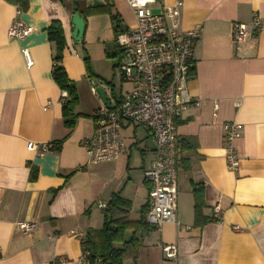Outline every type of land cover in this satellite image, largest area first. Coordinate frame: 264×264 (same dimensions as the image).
I'll return each instance as SVG.
<instances>
[{
	"label": "crops",
	"instance_id": "0c3cea01",
	"mask_svg": "<svg viewBox=\"0 0 264 264\" xmlns=\"http://www.w3.org/2000/svg\"><path fill=\"white\" fill-rule=\"evenodd\" d=\"M160 2L177 4L180 29L197 24L202 28L187 84L199 104H187L176 119L177 223L137 230L136 257L128 249L122 264H264V29L255 33L248 28L246 40L238 46L232 39V23L248 24L254 16H264V0ZM75 3L85 17L79 41L72 38L73 0H27V8H19V13L16 4L0 0V264H90L80 240L85 232L102 227L103 209L98 204L119 194L130 203L127 218L132 221L139 219L146 204L149 186L143 170L151 166L154 149L147 128L124 122L126 152L113 161L90 162L81 143L92 134V113L103 104L91 88H105L112 105L129 88L116 70L120 89L113 93L108 83L111 69L99 67L100 57L109 59L111 52L104 47L99 53L101 41L91 38L90 21H109L111 32L109 15L101 8L108 4L129 27L134 24L131 9L125 0ZM15 20L32 31L22 39L9 36ZM55 20L65 37L61 65L78 96L72 112L81 115L70 128L62 116L67 97H60L62 90L51 75L55 51L45 30ZM106 40L110 35L103 34L102 43ZM91 45H96L95 51ZM23 49L30 55V65ZM225 121L242 125L234 144L236 170L228 169L225 159ZM61 139L58 151L49 149L41 156L27 148L28 142ZM32 169L35 177L30 179ZM199 186L201 220H207L201 225L194 198ZM215 205L219 221L212 220ZM23 223L34 227L25 231ZM132 233L126 230L125 239ZM166 244L176 246L174 257L164 255L161 246Z\"/></svg>",
	"mask_w": 264,
	"mask_h": 264
},
{
	"label": "built area",
	"instance_id": "2783aa9c",
	"mask_svg": "<svg viewBox=\"0 0 264 264\" xmlns=\"http://www.w3.org/2000/svg\"><path fill=\"white\" fill-rule=\"evenodd\" d=\"M125 2L131 9L134 24L116 36V44L120 48L116 66L129 88L113 105L110 100V108L102 104L94 110L93 132L81 143L90 162L113 161L126 152L121 133L124 122L150 131L154 149L151 166L143 170V178L149 186L145 220L159 228L166 222L177 223V152L180 139L176 132V119L187 104H199L198 100L191 98L187 84L194 70L193 50L202 28L197 24L188 30L180 29L177 4L166 6L160 0ZM152 5L158 6L160 11L153 12ZM248 28L255 33L263 30L264 16L256 15L248 24L232 23V39L236 46L246 40ZM31 31V26L15 20L7 33L22 39ZM22 53L30 65L28 51L23 49ZM91 90L95 92V87ZM60 97H67V92L62 90ZM241 128L240 123L233 121H225L222 125L225 159L230 170H236L239 165L234 144L241 135ZM50 147L51 143L47 142L27 143V148L39 156ZM98 206L107 208L106 203ZM214 217H220L218 205L214 206ZM21 227L28 231L34 224L23 223ZM234 229L240 228L234 226ZM161 249L168 258L176 254L174 244L162 245Z\"/></svg>",
	"mask_w": 264,
	"mask_h": 264
},
{
	"label": "trees",
	"instance_id": "16d2710c",
	"mask_svg": "<svg viewBox=\"0 0 264 264\" xmlns=\"http://www.w3.org/2000/svg\"><path fill=\"white\" fill-rule=\"evenodd\" d=\"M13 4H16L18 8L25 10L27 8V0H9ZM74 2V10L78 11V7ZM102 13H107L110 18L111 28L113 32V41L115 44V50L120 51V48L116 44V36L125 31L127 26L122 22L119 14L111 11L110 6H101ZM80 13V12H79ZM84 20L83 13L80 14ZM47 39L54 46V56L51 75L54 82L61 90L67 92V98L62 103V116L63 123L66 127L73 126L75 118L81 116L79 114H73V107L78 102L77 91L75 85L69 80L67 74L61 65V59L63 55V49L65 47V37L61 24L58 20L52 21L46 28ZM84 63L87 71L90 73L89 58H84ZM63 139L57 140L51 143V150H59L61 148ZM30 179L35 177V171L32 169ZM195 198V217L198 224H203L207 220H201L200 214V196L201 187L194 188ZM107 208L103 209V225L100 229L90 230L86 232L85 236L80 240L81 250L83 255L90 264H122L125 257V253L128 249H132L133 258L136 257L137 249L139 246V238L136 235L137 230L148 231L154 227L148 224L145 220V205L141 207L140 217L136 221L129 220L127 218V210L129 208V201L122 198L119 194H113L106 204ZM88 210L86 211V213ZM213 221H219V218L213 217ZM132 229L133 233L125 239L124 234L126 230ZM120 242L121 247H115L113 244Z\"/></svg>",
	"mask_w": 264,
	"mask_h": 264
},
{
	"label": "rangeland",
	"instance_id": "374dc122",
	"mask_svg": "<svg viewBox=\"0 0 264 264\" xmlns=\"http://www.w3.org/2000/svg\"><path fill=\"white\" fill-rule=\"evenodd\" d=\"M151 7H152L153 12H156V7L153 5ZM103 18H107V17H103ZM96 20H97L96 23L94 21H90L88 32H89L91 38H94L95 42H97V37H99V39L101 41V43H99V53L102 52L104 47H105V50L111 52V57H108L109 59H107L106 57H104V58L100 57L99 67L102 71H105V69H111V71H112L111 80L108 83L112 87L113 93L117 94L119 92V89H120V87H119L120 81H119V78H118V75L116 72V70H117L116 65L119 62L118 56L120 54V51L115 50V44L113 41V32H112V28H111V32H110L109 21L103 22V20H101V23H100L99 19H96ZM125 20L128 23L131 22V18H128V19L125 18ZM94 26H95V28H94ZM97 33H99V34L97 35ZM103 34L110 35V40H106V42L102 43V35ZM102 45H103V48H102ZM95 46L96 45H91V51H95ZM132 149H133V152L135 154V151L137 150V148L135 146H133Z\"/></svg>",
	"mask_w": 264,
	"mask_h": 264
},
{
	"label": "water",
	"instance_id": "95a60500",
	"mask_svg": "<svg viewBox=\"0 0 264 264\" xmlns=\"http://www.w3.org/2000/svg\"><path fill=\"white\" fill-rule=\"evenodd\" d=\"M71 23L73 26L72 38L76 41H79L84 31V26H85L84 18L80 15L79 12L75 11L73 12L71 16ZM95 93L97 94V96L100 98V100L106 107H109V108L111 107L110 99H109V96L107 95L105 88L101 86H97L95 88Z\"/></svg>",
	"mask_w": 264,
	"mask_h": 264
}]
</instances>
